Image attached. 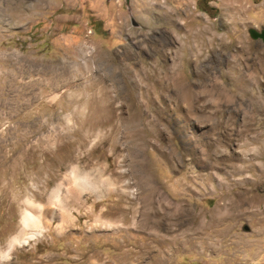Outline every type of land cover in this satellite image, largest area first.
Returning a JSON list of instances; mask_svg holds the SVG:
<instances>
[{
	"label": "rangeland",
	"instance_id": "1",
	"mask_svg": "<svg viewBox=\"0 0 264 264\" xmlns=\"http://www.w3.org/2000/svg\"><path fill=\"white\" fill-rule=\"evenodd\" d=\"M250 29L264 0H0V264H264Z\"/></svg>",
	"mask_w": 264,
	"mask_h": 264
},
{
	"label": "bare ground",
	"instance_id": "2",
	"mask_svg": "<svg viewBox=\"0 0 264 264\" xmlns=\"http://www.w3.org/2000/svg\"><path fill=\"white\" fill-rule=\"evenodd\" d=\"M65 177L68 179L67 181H69L74 187L73 190L70 191L71 199L73 198L77 200L80 194L87 193V192L94 193L97 190L96 181L94 180L95 177L92 178L91 175L88 174L87 172H81V170H79L77 166H72L68 170V172L65 174ZM59 185L56 187L57 189H55L53 193V197L57 203L58 201H61V198L59 197V189H60ZM22 222L24 224H34L33 215L26 211V213H24L22 216ZM39 234H40V231L38 232V235ZM31 237L33 238V236ZM27 241H28V238L21 239L20 237L16 236L11 240V243L16 242L17 244L20 245V244L26 243ZM8 251L9 250L3 253L2 256L7 257Z\"/></svg>",
	"mask_w": 264,
	"mask_h": 264
},
{
	"label": "water",
	"instance_id": "3",
	"mask_svg": "<svg viewBox=\"0 0 264 264\" xmlns=\"http://www.w3.org/2000/svg\"><path fill=\"white\" fill-rule=\"evenodd\" d=\"M250 34L253 38H260L264 39V30H261L260 32L256 31L255 29H250ZM246 230H248V226L244 227Z\"/></svg>",
	"mask_w": 264,
	"mask_h": 264
}]
</instances>
